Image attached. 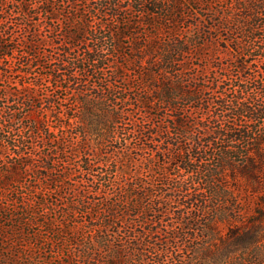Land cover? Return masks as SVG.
I'll list each match as a JSON object with an SVG mask.
<instances>
[{
	"label": "trees",
	"instance_id": "16d2710c",
	"mask_svg": "<svg viewBox=\"0 0 264 264\" xmlns=\"http://www.w3.org/2000/svg\"><path fill=\"white\" fill-rule=\"evenodd\" d=\"M0 264H264V0H0Z\"/></svg>",
	"mask_w": 264,
	"mask_h": 264
},
{
	"label": "rangeland",
	"instance_id": "374dc122",
	"mask_svg": "<svg viewBox=\"0 0 264 264\" xmlns=\"http://www.w3.org/2000/svg\"><path fill=\"white\" fill-rule=\"evenodd\" d=\"M225 33L222 34V36H224ZM44 71L40 68H37V69H33L32 70V73L31 75L29 76L30 78H34L35 76L39 77L41 76V74L43 73ZM29 79H20L18 78L17 76L12 78L11 81H14L13 83V86L14 85H18L21 87L20 83L21 81H28ZM50 82L48 81L47 78H44V85L41 87V93L43 95H51V88H50ZM65 105H63L62 107H58V108H62L63 110H66L67 111V107H69V103H64ZM44 105L45 104H41L39 102H36V109L35 110H32V117H37V116H40L42 118H47L45 121H46V124L48 125V127H50L51 131H53V135L55 137H61L62 136V128L59 126L61 125V121H58L56 120L53 115L51 116V114L49 115L47 112H46V109H44ZM62 111V110H61ZM61 168V167H60Z\"/></svg>",
	"mask_w": 264,
	"mask_h": 264
}]
</instances>
